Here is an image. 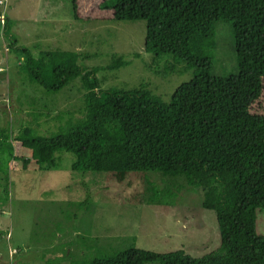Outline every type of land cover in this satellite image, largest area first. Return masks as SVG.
Here are the masks:
<instances>
[{"label": "trees", "instance_id": "trees-1", "mask_svg": "<svg viewBox=\"0 0 264 264\" xmlns=\"http://www.w3.org/2000/svg\"><path fill=\"white\" fill-rule=\"evenodd\" d=\"M99 6L110 9L114 20L143 19V49L169 56L167 72L190 76L168 99L145 82L103 88L97 75L102 67L80 63L75 50L43 48L35 54L17 43L3 15L8 48L19 55V69L30 82L56 92L78 78L85 91L83 113L46 134L30 124L15 134L3 128L0 173L20 159L56 168L58 150L74 153V170H153L166 183H149L144 200L166 204L184 183L199 187L201 205L215 211L220 241L194 256L182 248H141L132 236L127 246L92 256L86 252L95 245L86 244L79 255L67 247L44 264H264V234L255 228L256 207L264 208V114L249 109L264 88V0H101ZM70 12L83 19L78 0H70ZM218 25L226 26L234 59L232 71L222 74L213 71ZM128 62L114 55L105 67ZM20 147L30 151L27 157L18 154ZM86 201L70 204L81 208Z\"/></svg>", "mask_w": 264, "mask_h": 264}, {"label": "rangeland", "instance_id": "rangeland-1", "mask_svg": "<svg viewBox=\"0 0 264 264\" xmlns=\"http://www.w3.org/2000/svg\"><path fill=\"white\" fill-rule=\"evenodd\" d=\"M1 1L0 133L10 127L15 134L22 125L30 124L46 134L84 111L85 90L78 78L56 92H46L20 71L21 59L8 48L3 33L6 15L17 43L35 54L43 48L75 50L80 53V63L102 67L97 75L103 88L145 82L153 93L168 99L175 86L190 76L189 71L167 72L169 56L143 49V19L114 20L110 9L99 6L101 0H78L81 20L72 17L70 0ZM216 28L213 71L222 74L233 69V50L226 26ZM114 55L129 62L105 67ZM249 109L264 114V88ZM17 152L23 158L30 151L20 147ZM55 155L56 168L23 165L20 159L9 162L7 174L0 173V264H44L46 258L64 253L67 247L79 255L86 244L96 246L86 252L92 256L99 249H121L132 236L141 248H182L194 256L219 245L215 211L201 205L199 187L184 183L170 203L150 204L144 200L146 186L166 183L159 172L74 170V153L58 150ZM178 181L182 183L181 178ZM80 199L87 200L83 207L70 204ZM255 228L264 234L263 207H256Z\"/></svg>", "mask_w": 264, "mask_h": 264}, {"label": "built area", "instance_id": "built-area-1", "mask_svg": "<svg viewBox=\"0 0 264 264\" xmlns=\"http://www.w3.org/2000/svg\"><path fill=\"white\" fill-rule=\"evenodd\" d=\"M0 2H2V1L0 0Z\"/></svg>", "mask_w": 264, "mask_h": 264}, {"label": "crops", "instance_id": "crops-1", "mask_svg": "<svg viewBox=\"0 0 264 264\" xmlns=\"http://www.w3.org/2000/svg\"><path fill=\"white\" fill-rule=\"evenodd\" d=\"M58 255V254H57Z\"/></svg>", "mask_w": 264, "mask_h": 264}]
</instances>
